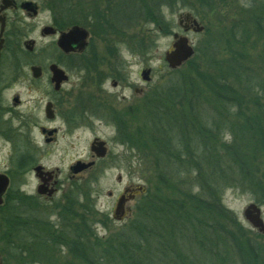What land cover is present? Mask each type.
Returning <instances> with one entry per match:
<instances>
[{"label":"trees","instance_id":"obj_1","mask_svg":"<svg viewBox=\"0 0 264 264\" xmlns=\"http://www.w3.org/2000/svg\"><path fill=\"white\" fill-rule=\"evenodd\" d=\"M176 1L165 0V5ZM253 21L257 30L264 27V20L255 17ZM250 32L249 27L236 25L234 38L244 45ZM205 47V57L214 71L201 68L208 74L202 73L195 61L196 52L174 70L187 71L188 76L184 73L148 94L142 110L143 126L129 131L125 128L122 134L126 144L144 160L154 159L151 166L158 175L159 191L142 195L132 218L105 240L91 217L95 211L91 193H86L85 217L70 223L69 235L62 240L79 263L185 264L189 257L185 243L214 249L219 247L216 238L222 233L223 238L227 234L226 240L232 238L243 263L248 264L250 256L257 264H264L261 249L255 245H247V252L242 253L243 244L249 241L241 242V237L228 229L226 221L236 223V217L222 203L225 187L240 182L254 187L255 178L262 184L257 172L264 158V77L246 70L241 63L234 64L233 56L218 59L215 42L209 40ZM238 55H242L240 51ZM208 113L210 118H204ZM224 132L230 133L231 140L222 139ZM194 185L198 191L192 189ZM22 222L21 228L12 224L6 244L15 262L24 264L27 258L38 255L34 245L46 240L40 230L29 229L25 220Z\"/></svg>","mask_w":264,"mask_h":264},{"label":"flooded vegetation","instance_id":"obj_2","mask_svg":"<svg viewBox=\"0 0 264 264\" xmlns=\"http://www.w3.org/2000/svg\"><path fill=\"white\" fill-rule=\"evenodd\" d=\"M164 5L165 0H0L1 220L6 211L21 209L24 200L26 207H32L29 200L54 204L58 199L56 205H63L68 211V227L85 217L83 203L77 209L70 203L71 192L77 191L85 199L81 182L87 171L102 166L111 154L109 139L94 135L90 159H76L68 165L69 173L58 166H45L43 153H53L61 137L85 130L94 117L115 133L120 128L132 129L129 113L133 112V105L121 109L116 105L118 98L128 97H118L105 86L107 80L97 79V86L92 84L96 95H88L85 78L92 72L97 78L96 72L112 70L114 57L123 52L147 54L152 13L159 16L161 32L167 33ZM193 18L197 16L192 12L180 11V28L174 24L169 33L174 37L195 32ZM204 32L205 28L199 34ZM146 69L152 73V67L145 66L141 76ZM111 81L117 88L118 81L114 77ZM136 91L144 94L142 88ZM148 93L144 95L147 97ZM39 116L45 118L46 125L38 124ZM35 129L44 139L39 159L31 145L36 143ZM103 148L105 153L101 154ZM64 156H60L61 163ZM129 161L133 162L131 157ZM117 179L121 183L122 175ZM145 190L143 185L131 182L120 193L108 192L115 198L114 222L129 221L134 206L130 203L144 195ZM22 223L19 217L20 228Z\"/></svg>","mask_w":264,"mask_h":264},{"label":"rangeland","instance_id":"obj_3","mask_svg":"<svg viewBox=\"0 0 264 264\" xmlns=\"http://www.w3.org/2000/svg\"><path fill=\"white\" fill-rule=\"evenodd\" d=\"M175 6L178 8L175 9ZM250 6L253 7L250 8ZM173 8L175 10H171ZM162 11L166 18L167 33L161 32L158 27L160 24L159 16L152 13L149 24L150 44L147 54L129 55L123 52V54L114 57L115 61L114 66L111 68L112 70L102 71V73L96 72L97 78L94 72H92L87 74L85 78L88 91H90L88 95H96L97 90L93 85L97 86L94 83V80L97 79L100 82L107 80L105 86L118 97L122 95L128 97L125 99L118 98L116 105L120 109L128 105H133V112L131 114L129 113V116L132 115L131 122L134 130L143 126L144 117L142 110L146 99V95L144 94L153 92L160 86H165L170 82L172 83L176 80V77L182 76L184 73L187 76L189 74L187 71L179 70L176 72L170 69L164 59L166 51L171 48L174 41L173 36L169 33V29L174 27V24L179 27L178 14L180 11L182 13L192 12L197 16L198 21L206 27L204 33L189 32L186 34L196 49L198 58L195 61L198 63V67L202 73H204V70L201 68H209L211 72L214 71L208 59L205 57L208 53V48L205 45L211 40V42H215L220 52L217 55L218 59L233 56L235 60L234 64L241 63L246 70L252 73L259 72V75H263L264 77V27L257 30L253 21L255 17L264 20V4L261 0H177L173 5H164ZM236 25H244L250 28L251 32L248 34L250 37H246L247 40H245L244 45L240 44L234 38V27ZM239 51L242 55H238ZM145 66H150L153 69L150 75V82L144 81L141 76V70ZM182 69L184 70V68ZM207 74L204 73L205 76ZM192 75L196 77L195 71ZM109 76L114 77L118 81L117 88L112 86V77ZM137 88L144 89V94L138 93L136 91ZM203 95L205 97H211L207 93H202ZM250 107L254 109V106ZM219 108L221 109L220 104ZM218 111L221 113V110ZM223 114L225 113L223 112ZM203 115L204 118H210L211 116L210 113ZM36 121H38V124L46 125V120L43 116L36 117ZM92 121L91 126H89L91 121L87 123L85 130L80 131L79 129L78 131L70 132L69 135L66 134L64 137H61L60 145L57 144L53 148V153H51L52 151H50V155L43 153L44 158L42 163L52 169L58 166L63 171H68L69 173L68 165L76 161V159H84L85 157L86 160L90 159V144L94 135L109 139L111 154L106 158L102 166L87 171V174L81 182L84 185L85 192L91 193L90 198L92 199L90 202H92L95 209L91 217L94 220L98 234L105 240L125 224V222H114L112 214L115 198L108 195L109 191H113L115 194L120 193L127 184L134 182L143 185L146 192H157L161 185L158 183L157 172L151 166L154 159L152 158L151 161L150 159L144 160L136 149H131L129 146L126 147L127 144L122 138L123 131L126 130L125 128H120L121 130L115 133L111 128L104 126L103 123L105 122L95 117L92 118ZM34 132H36V143H31V145L33 153L36 149V158L38 157L39 159L40 150L44 146V139L37 133V129ZM230 137V133L224 132L222 139L228 141L231 140ZM63 155H65V160L61 163L60 156ZM129 156L133 162L129 161ZM105 166L109 167L104 171ZM255 167L254 163L253 168L256 173L257 167ZM258 169L257 179L258 177L261 178L262 184L257 183L255 178V184L252 185L254 187L249 186L245 182L225 187L222 191V203L236 217V223L226 221L227 226L229 224L228 229L235 235L240 236L242 239L241 242L249 241V244H243L242 253L247 252V245L250 246V244H253L256 249H261L259 255L263 254L264 257V234L254 228L244 215L245 209L254 203L261 208V216L264 220V178L262 176L264 175V158L259 162ZM119 175H122L123 181L121 183L117 179ZM196 186L194 185L192 189L198 191V187ZM77 193V191L76 193L74 191L71 192L72 200L70 199V203L74 204V208L76 209L80 206L79 204L83 203L81 206L85 208V201L87 200L78 196ZM138 200L139 198L130 203L134 206L129 218H132ZM56 201L54 204H49L43 202L35 203L29 200L28 202H32V207L29 205L26 207L24 200V203H22L24 206L21 209L6 211L2 220L0 218V264H21L20 262H15L16 260L10 251H8L6 244L7 238L10 240L9 235L13 228L11 226L12 224H17L19 217L21 222L25 220L27 228L40 230V235L46 240V243L41 244L39 242L34 245L33 248H38V255L35 258H27V260H24V264H68L70 262L83 264L72 257L73 255L70 253L69 248L62 241L63 237H68L69 235V227L66 224L68 211L63 205H56ZM208 219L213 220L210 216H208ZM224 236L225 238H223L222 233L219 234L220 239L218 237L216 238V240H219V247L217 246L214 249H211V247L202 249L192 242L185 243L183 248L189 257L186 258L184 263L245 264L240 259L239 248L231 242L232 238L230 237V239L226 240L227 234H224ZM211 254H214V257ZM263 257L261 256L262 259ZM247 260H249L248 264H257V261L252 260L250 256H247Z\"/></svg>","mask_w":264,"mask_h":264},{"label":"water","instance_id":"obj_4","mask_svg":"<svg viewBox=\"0 0 264 264\" xmlns=\"http://www.w3.org/2000/svg\"><path fill=\"white\" fill-rule=\"evenodd\" d=\"M190 15H187L186 18H189ZM193 30L196 32H201L204 30V26L201 25L197 19L193 18ZM72 34L70 37L72 38ZM174 42L172 44V48L165 53V60L168 66L172 69H176L188 61L195 53L193 45L190 43L189 38L186 35H178L174 36ZM150 69L143 71L142 77L144 80L149 81L150 77ZM101 154L105 153V149L100 150ZM142 189V188H140ZM121 205V200L118 203V209ZM244 215L247 220L250 221L252 226L258 229L259 232L264 233V220L261 216V208L257 204H250L244 211Z\"/></svg>","mask_w":264,"mask_h":264}]
</instances>
